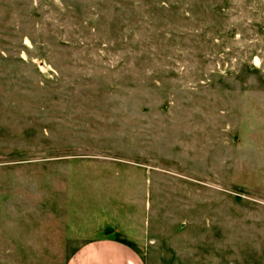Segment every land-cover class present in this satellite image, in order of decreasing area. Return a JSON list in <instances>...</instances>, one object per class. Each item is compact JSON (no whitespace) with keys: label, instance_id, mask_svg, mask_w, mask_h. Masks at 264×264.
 <instances>
[{"label":"rangeland","instance_id":"obj_1","mask_svg":"<svg viewBox=\"0 0 264 264\" xmlns=\"http://www.w3.org/2000/svg\"><path fill=\"white\" fill-rule=\"evenodd\" d=\"M108 236L264 264V0H0V264Z\"/></svg>","mask_w":264,"mask_h":264},{"label":"crops","instance_id":"obj_2","mask_svg":"<svg viewBox=\"0 0 264 264\" xmlns=\"http://www.w3.org/2000/svg\"><path fill=\"white\" fill-rule=\"evenodd\" d=\"M66 264H157L129 243L112 237L81 245ZM160 264V263H158Z\"/></svg>","mask_w":264,"mask_h":264}]
</instances>
